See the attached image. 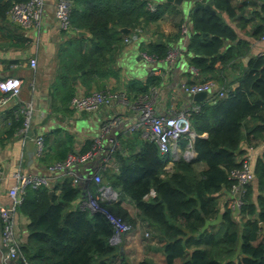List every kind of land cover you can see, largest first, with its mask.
I'll use <instances>...</instances> for the list:
<instances>
[{"label": "trees", "instance_id": "1", "mask_svg": "<svg viewBox=\"0 0 264 264\" xmlns=\"http://www.w3.org/2000/svg\"><path fill=\"white\" fill-rule=\"evenodd\" d=\"M26 1L0 0V20L7 21V12L13 4ZM211 1L215 13L205 8L194 12L191 9L188 27L180 6L172 2L71 0V29L87 31L91 42L84 45V37L71 39L62 55L76 73L84 71L83 76L90 80L94 74L103 73L106 56H111L116 45L138 32L135 29L140 27L138 30L142 31L144 26L167 13L179 29L187 26L189 36L185 49L192 55L190 65L198 68L203 81L213 79L217 83L222 69H217L216 64L221 62L227 69L235 60L246 57L250 50L251 43L240 38L236 28L243 30L250 25V36L256 40L264 36V0ZM149 4L154 5V11L149 9ZM224 14L236 23V28L224 19ZM124 27L130 29L128 35L120 31ZM186 33H179L172 46H177ZM167 42L139 44V52L149 55L153 61L165 60L169 49L175 48ZM178 49L175 60L182 53ZM64 79L65 83L69 82L68 75ZM236 80L233 86L234 83L222 79L223 86L218 88L224 95L214 91L211 100L207 101L206 96L203 100H194L198 107L185 108L195 137L191 140L190 134H183L179 141L182 148L191 144L196 156L175 159L172 171L165 169L171 156L162 154L153 141L144 137L141 152L132 153L128 159L120 152L126 150L129 140L123 143L114 139L113 147L105 148L115 152V161L120 166L118 173L109 172L97 162L88 164L86 175L96 172L101 178L100 183L89 186L92 192L98 191L101 185L112 186L119 192L115 202L100 201L103 212L134 226L133 219L119 202L129 197L138 216L147 223L148 240L159 245L164 257L162 264H264V149L253 170L254 181L245 185L237 213L229 203L220 209L215 199L223 189L230 196L232 186L238 182L232 172L241 168L240 159L246 154L240 151L241 143L245 141L252 148L264 143V55L259 53L248 58ZM160 82L159 76L150 75L145 84H135L138 86L135 95L125 96L129 102L147 101ZM16 115L10 133L23 126L21 109ZM72 140L71 137L69 142ZM93 142L94 139L88 150ZM70 152H73L70 147L63 150V157L48 166L64 160ZM199 164L203 166L201 169ZM85 165L77 167L78 178ZM74 179L75 176L66 174L52 189L26 190L17 208L28 220L25 240L16 235L20 242L19 264H132L120 246L112 242L116 230L105 213L93 212L87 206L70 208L82 194L83 183H93L89 178H79L77 182ZM151 191L154 194L146 199ZM148 249L158 250L151 245ZM138 264L159 263L144 258Z\"/></svg>", "mask_w": 264, "mask_h": 264}, {"label": "crops", "instance_id": "2", "mask_svg": "<svg viewBox=\"0 0 264 264\" xmlns=\"http://www.w3.org/2000/svg\"><path fill=\"white\" fill-rule=\"evenodd\" d=\"M152 1L164 3L163 0ZM56 2L57 0H45L44 17L39 31L34 28L25 29L9 19H6L7 21L0 20V78L12 77L22 81L17 96H12L7 102L0 104V167L2 170L0 205L3 206L11 204L8 190L15 184V174L18 171L35 174L45 172L46 174L48 164L61 159L64 155L63 150L68 147H70V151L82 152L88 150L92 139L97 135L95 131L97 124H99L97 127L100 129L104 122L112 118H119L120 122L118 124H121L118 129H115V126L112 128L115 129L113 139L123 143L129 140L126 150L120 152L123 157L128 159L132 153L141 152L144 138L139 130H130V126L136 120V112L119 100H115L111 105L103 107L96 113L76 112L70 105L71 96L76 92L90 93L109 89L133 96L136 94L138 87L135 84H145L150 75H157L161 78V82L148 97L157 113L167 114L183 110L188 106L198 107L193 96L185 94L181 84L183 82L198 83L203 81L204 77L198 68L190 65L192 55L186 52L185 48H181L180 42L175 48L182 49V53L173 62L165 60L148 62L142 57L141 51L138 54L134 52V41L130 38V42L124 40L122 44L116 45V48L112 46L115 49L111 56H106V67L102 74H94L89 80V78L86 79L83 76L84 71L76 73L71 63L67 62L68 59L62 55L63 48L71 39L77 40L80 37L85 38L84 45H90L91 34L86 31L87 33L79 35V31L82 30H60L54 16ZM180 9L185 17L184 22H187L186 24L189 27L191 7L185 5ZM224 19L235 27L236 23L225 14ZM184 22L182 24H185ZM236 30L240 38L251 43L250 50L246 57L235 60L227 69L222 67L221 62L216 64L217 69H222L219 75L221 80L216 79L219 88L223 86L221 84L222 79L227 83H234L233 86H235L236 79L239 78L240 70L245 66L247 59L264 50V40H256L249 35L250 25L243 30L237 27ZM115 31H117L116 28ZM136 31H138L136 33H139L137 35L140 36V46L160 41H170L172 46L177 41L175 37L179 33L182 35V30L176 26L174 19L167 13L157 21L144 26L142 31ZM136 46L139 47V45ZM139 54L140 59H137L136 56ZM32 58H35L37 62L34 68L30 66V59ZM181 59L185 61L183 67L179 66ZM64 75H68L69 82L66 80L67 83H65V79L62 80ZM207 97V101L211 100L209 99L211 94ZM28 102H31L33 107L32 122L28 132L22 133L23 126H21L10 133L14 118L17 117V111ZM78 121L84 122L85 127H78ZM38 136L43 137V151L41 154L37 153L35 142V138ZM190 136L193 140L195 133L191 132ZM71 137L73 138L72 143L69 142ZM108 144L109 139L104 146V152L102 151L108 157V161L102 164L109 172L115 174L119 172L120 166L115 161V152L105 150V148H108ZM246 144L245 141L241 143L240 151L252 155L251 167L254 170L255 164L264 149V143L253 148ZM168 154L172 160L166 164L165 169L167 172L173 170V161L180 156H186L189 159L196 156L191 144L190 147L188 145L182 148L180 141L177 143L176 148ZM237 156L239 157V154ZM85 166L81 168L80 179L89 178L88 174L86 175V170L90 166L88 164ZM202 167V164H199V169ZM162 176L164 175L162 174ZM90 185H97V183L94 181L93 183L90 181L84 182L82 194L71 203L70 208L85 207L84 202L87 195L97 193V190H95L96 193L92 192ZM108 187L112 188V186ZM112 190L115 192V197L113 199L109 198L108 201L115 202L118 200L119 192L114 188ZM153 194L151 191L145 198L149 199ZM215 199L220 209H223L229 203V195L225 189L217 193ZM119 202L133 219L134 231L129 233L128 236L132 237L135 243L130 249L136 251V263L138 264L144 258H149L162 264L164 257L159 251L158 244L151 242L152 240H144L145 246L143 247L136 240L137 233L139 234L140 231L145 233V230L149 229L147 223L138 216L133 201L129 197H124ZM27 221L25 216L17 212L15 231L20 240H25L27 236ZM215 227H218V223L215 224ZM1 228L0 219V230ZM149 245L158 248V250H149ZM130 261L132 262V259ZM16 264H19V262L16 261ZM132 264L134 263L132 262Z\"/></svg>", "mask_w": 264, "mask_h": 264}, {"label": "built area", "instance_id": "3", "mask_svg": "<svg viewBox=\"0 0 264 264\" xmlns=\"http://www.w3.org/2000/svg\"><path fill=\"white\" fill-rule=\"evenodd\" d=\"M44 5L45 0H28L24 3H15L8 10L7 17L11 22L25 29L34 28L39 31L44 17ZM149 9L151 11L155 10L154 5L149 4ZM70 12L71 0H57L54 16L59 29L62 31H69L72 28ZM181 30L183 34L186 33L187 26L182 25ZM136 34L137 33H134L125 38V41L130 42V38L134 41V39L137 38ZM262 39L264 40V36ZM179 52L178 48L169 49L165 60L173 62L179 55ZM260 54L264 55V50H262ZM142 57L148 62L153 61V59L145 53H142ZM36 64L35 58L30 59L31 67H36ZM21 85L22 81L17 78H0V91L2 93L0 96V104L7 102L12 96H17ZM181 88H183L186 94L191 96L198 92L212 94L214 91L219 92L220 96L224 95V91L218 88L216 81L213 79H206L205 81L192 85H187L183 82ZM115 100L123 102L137 113L136 120L130 126V130H139L141 136L153 141L162 154L174 150L180 136L183 134L191 135L187 109L167 114L157 113L151 101L148 99L147 101L129 102L124 93L113 92L109 89L92 91L90 93L76 92L70 100V105L76 112L85 111L88 113H96L103 107L111 105ZM32 108L31 102L26 103L21 108V113L24 118L21 131L24 134L28 132L32 122ZM119 122L120 119L116 117L104 122L99 129L100 135L97 134L93 138L94 144L90 150L85 152H70L64 160L50 164L47 167L46 174L19 171L15 174V184L8 190L11 204L8 206L0 205V219L2 225L0 230V264H16L20 256V242L16 236L15 222L17 208L21 204L26 190L28 188L36 189L41 187H49L52 189L54 184L66 174L75 176L74 182H77L79 178L76 174V170H72L73 167H80L92 162H98L100 164L107 162L108 157L102 153V151L104 152V146H102L101 138L103 135L109 134L112 128L118 125ZM35 142L37 144V153L41 154L43 151V137H36ZM113 142V137H110L108 145H114ZM240 161L242 164L241 168L232 172V177L237 179L238 182L232 186L229 196V206L236 213L242 205L241 197L244 193L245 185L252 182L254 178L253 169L251 167L252 155L246 153L242 156ZM88 177L97 184L101 181L100 176L96 172L88 174ZM1 180L2 170L0 167V182ZM114 197L115 192L111 187L101 185L96 194L89 193L87 195L84 204L93 212H103L104 210L102 209L100 201L108 200L109 198L113 199ZM105 214L116 230L114 238L119 237V234L123 235L134 231V226L132 224L124 222L109 213Z\"/></svg>", "mask_w": 264, "mask_h": 264}, {"label": "rangeland", "instance_id": "4", "mask_svg": "<svg viewBox=\"0 0 264 264\" xmlns=\"http://www.w3.org/2000/svg\"><path fill=\"white\" fill-rule=\"evenodd\" d=\"M152 11H154V10H152ZM136 30H138V29H135L134 30V32L136 31ZM133 32V33H134ZM187 33H188V31H187ZM185 34V36H184V39L182 40V41H180V45H181V48L182 49H184L185 48V45H186V42H187V40H188V36H189V33L188 34ZM138 35H139V33H137ZM136 34V35H137ZM137 35V38L136 39H134V48H135V50H134V52L135 53H139V48L136 46V45H139V44H141V42H140V36H138ZM173 47H175V46H173ZM138 56H140V54L139 55H137L136 57H138ZM143 59L141 58V61H142ZM143 62V61H142ZM180 64H179V66L180 67H183L184 65H185V61L183 60V59H181L180 61ZM113 92H117V91H113ZM78 127H85V125H84V122H80V121H78ZM97 126H99V124H97ZM96 126V133L98 134V135H100V130H99V127H97ZM121 126V124H118L117 126H115L114 128L115 129H117V128H119ZM111 132H112V130H111ZM110 132V133H111ZM112 135V136H111ZM114 135H115V133H111V134H107V135H103L102 136V138H101V141H102V146H105L106 145V143L108 142V139H109V136H111V137H114ZM92 141H93V139H92ZM94 143V142H93ZM111 147H113V145L111 146ZM89 164V163H88ZM76 168V169H75ZM72 170H76L77 172H78V168L77 167H73L72 168ZM42 174H45V172L44 173H42ZM82 174V173H81ZM81 174H80V177H81ZM146 230H145V233H143V232H141L140 231V233L138 234L137 233V238H136V240H137V242H138V244H140V246L142 245L143 247L145 246V244L143 243V241L145 240H148L147 238L150 236H146L145 234H146ZM136 233V232H135ZM129 235V233L128 234H123V235H121V234H119V237H117V238H115V241H112L113 243H117L119 246H120V248H121V250H123L126 254H127V256L128 257H130V259H132V262L134 263V264H137L136 262H137V258H136V251L135 250H131L130 248L131 247H133L134 246V241H133V239H132V237H130V236H128ZM135 235V234H134ZM151 238V237H150ZM128 244H130V245H128ZM141 251H142V247H141ZM144 253H145V250H144ZM143 253V254H144ZM143 258V257H142Z\"/></svg>", "mask_w": 264, "mask_h": 264}, {"label": "water", "instance_id": "5", "mask_svg": "<svg viewBox=\"0 0 264 264\" xmlns=\"http://www.w3.org/2000/svg\"><path fill=\"white\" fill-rule=\"evenodd\" d=\"M164 2H172L180 7H184L185 5H189L191 9L194 11L205 8L211 11L212 13H215V10L212 7V1L211 0H199L197 2H191L187 0H163ZM120 31L124 35H128L130 33V29L128 28H121ZM87 33L86 31H79V35ZM137 59H140V56L137 57ZM247 70V67H245V71ZM207 96L206 92H198L193 95L194 100H203ZM117 126V125H116ZM118 129V128H117ZM115 131V129H112V132ZM107 147H111V145H107ZM52 190L50 191V194H52ZM112 241H115V238L112 239Z\"/></svg>", "mask_w": 264, "mask_h": 264}]
</instances>
